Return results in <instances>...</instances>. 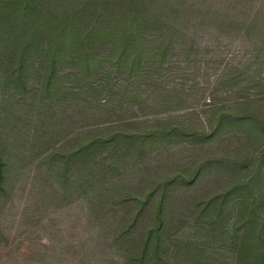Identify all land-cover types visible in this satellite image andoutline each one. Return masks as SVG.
<instances>
[{
    "label": "trees",
    "instance_id": "16d2710c",
    "mask_svg": "<svg viewBox=\"0 0 264 264\" xmlns=\"http://www.w3.org/2000/svg\"><path fill=\"white\" fill-rule=\"evenodd\" d=\"M0 90L6 213L33 165L117 264H264V0H0Z\"/></svg>",
    "mask_w": 264,
    "mask_h": 264
},
{
    "label": "rangeland",
    "instance_id": "374dc122",
    "mask_svg": "<svg viewBox=\"0 0 264 264\" xmlns=\"http://www.w3.org/2000/svg\"><path fill=\"white\" fill-rule=\"evenodd\" d=\"M1 92L0 140L6 150V97L2 100ZM187 155L170 152L150 162V166L158 168L154 174L164 176L183 165ZM45 178L43 168L38 170L33 165L13 174L16 189L7 213L6 195L0 200V235L5 237L0 236V264H6V225L11 237L22 242L15 253L17 259L25 258L23 254L36 247L47 256L43 264H117V255L96 248L99 228L92 225L88 206L49 200V190L44 191ZM198 191L199 188L194 189L195 193Z\"/></svg>",
    "mask_w": 264,
    "mask_h": 264
}]
</instances>
